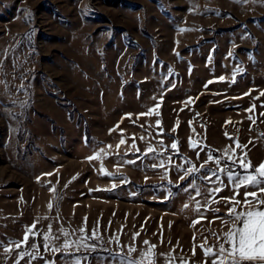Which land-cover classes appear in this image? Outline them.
<instances>
[{
	"label": "rangeland",
	"instance_id": "obj_1",
	"mask_svg": "<svg viewBox=\"0 0 264 264\" xmlns=\"http://www.w3.org/2000/svg\"><path fill=\"white\" fill-rule=\"evenodd\" d=\"M261 93L262 0H0V264H211L233 187L177 165L264 161Z\"/></svg>",
	"mask_w": 264,
	"mask_h": 264
},
{
	"label": "snow or ice",
	"instance_id": "obj_2",
	"mask_svg": "<svg viewBox=\"0 0 264 264\" xmlns=\"http://www.w3.org/2000/svg\"><path fill=\"white\" fill-rule=\"evenodd\" d=\"M237 3H245L247 0H235ZM264 2V0H262ZM172 70L169 69V75H171ZM235 75V73L233 74ZM219 80L223 81L224 77H220ZM213 81H209L208 83H212ZM234 82V81H233ZM247 95V93H246ZM264 95V93H261ZM192 100L189 98L187 103H191ZM159 107V105H156ZM254 107V106H253ZM155 109H149L147 113H140L139 115H151ZM251 111V109H249ZM131 116V114H127ZM264 115V114H262ZM251 119V117H249ZM179 122H177L178 124ZM191 121L189 124L191 125ZM227 123V122H226ZM156 125L159 127L161 125V121L158 119L156 121ZM118 127V126H117ZM175 127L173 131H175ZM112 130H110L111 132ZM160 131L162 132L163 129L161 128ZM194 131V130H193ZM227 136L228 134L225 133ZM261 136H264V133H261ZM135 139V137H133ZM125 143L123 139L117 145L119 148L120 144ZM163 141H161V144ZM251 143V141H250ZM189 146L195 148L197 146L189 138ZM108 147H111L109 145ZM171 149L175 151H179L178 144L176 141H173L172 145L170 146ZM237 148H245L246 146L240 145L238 141L236 142ZM138 151V149H137ZM154 149L149 147L147 152H153ZM235 148H226L224 150L222 157L213 156L209 153L208 159L197 168L195 165H192L190 168L182 169L180 165H177L178 170H183L184 176L191 177L194 173H199L203 170L207 164L214 163L217 167L208 169V174L203 176L202 179L211 183L218 181L222 185L221 174L227 176L230 184L233 187L234 195L232 197L226 198L228 205V212L225 214L228 217V220L223 221V223H229V220L232 223L229 226V230L222 234L212 233V235L216 236L218 243L216 245H210L205 247L203 244L200 245L202 250L204 251L205 257H212L211 264H264V198H261V194H264V161H261L259 165H252L251 161L247 159V153L245 152L242 156H237L234 158V155H230L229 153L235 154ZM199 156V153H197ZM98 158V154L88 157L87 159L92 160ZM127 163H135V161H127ZM186 163H190L187 162ZM159 167H163L164 164L161 162ZM153 167H157V165H153ZM234 167H238L242 169V171H235L233 170ZM101 171L104 172L103 167H101ZM51 175V174H48ZM181 176V179L184 178ZM191 186V185H190ZM248 188V187H255L258 191L247 192L244 193V200L240 201L236 199L239 195V189ZM222 187H212L210 189L209 199L212 200L213 203L217 202L212 196L211 193L222 191ZM196 194L199 195V190L196 189ZM251 197V200H249ZM255 204V207H251V204ZM243 205L245 206L243 210H237V206ZM51 208V203L49 204ZM188 207V205H185ZM199 201H197V212L200 211ZM204 208H207L210 211L218 212V209H211L210 206L206 203L203 205ZM203 216H200L197 220L193 221V226L200 222L203 219ZM219 218L214 217V219ZM35 228V224L30 226L25 233L23 241L16 243V247L19 248L21 243H27L29 238V234L35 235L32 230ZM84 231V229H81ZM67 235V233H65ZM139 233H135V236H138ZM96 237L95 230L93 231L92 237ZM48 235H45V241L48 240ZM90 237H83L82 240L89 239ZM222 241V242H220ZM145 245H149L148 250L146 252L141 253V258L137 260H132L131 254L136 251L134 247L129 246L128 249V258H125L121 255V264H155L153 250L155 249V245H150L149 241H144ZM33 247H37V245H33ZM65 247H70V245L66 242ZM10 251L11 249H6ZM193 254L195 252L193 251ZM167 255V254H163ZM23 254H21L22 258ZM167 264H171V261H168ZM183 264V261H181ZM207 264V261L205 262Z\"/></svg>",
	"mask_w": 264,
	"mask_h": 264
},
{
	"label": "water",
	"instance_id": "obj_3",
	"mask_svg": "<svg viewBox=\"0 0 264 264\" xmlns=\"http://www.w3.org/2000/svg\"><path fill=\"white\" fill-rule=\"evenodd\" d=\"M30 254H31L32 256H34V257H40V256H42V253L39 252V251H37V252H30Z\"/></svg>",
	"mask_w": 264,
	"mask_h": 264
},
{
	"label": "trees",
	"instance_id": "obj_4",
	"mask_svg": "<svg viewBox=\"0 0 264 264\" xmlns=\"http://www.w3.org/2000/svg\"><path fill=\"white\" fill-rule=\"evenodd\" d=\"M68 112H69V113H68V114H69L68 116L71 118V117H72V116H71V111L69 110ZM83 130H84V133H85L86 136H87V126H84V127H83Z\"/></svg>",
	"mask_w": 264,
	"mask_h": 264
},
{
	"label": "crops",
	"instance_id": "obj_5",
	"mask_svg": "<svg viewBox=\"0 0 264 264\" xmlns=\"http://www.w3.org/2000/svg\"><path fill=\"white\" fill-rule=\"evenodd\" d=\"M251 207H255V204H252Z\"/></svg>",
	"mask_w": 264,
	"mask_h": 264
}]
</instances>
